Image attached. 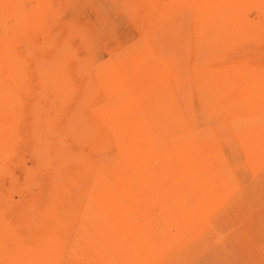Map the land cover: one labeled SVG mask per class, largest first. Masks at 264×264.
<instances>
[{
	"label": "rangeland",
	"instance_id": "374dc122",
	"mask_svg": "<svg viewBox=\"0 0 264 264\" xmlns=\"http://www.w3.org/2000/svg\"><path fill=\"white\" fill-rule=\"evenodd\" d=\"M0 264H264V0H0Z\"/></svg>",
	"mask_w": 264,
	"mask_h": 264
},
{
	"label": "bare ground",
	"instance_id": "6f19581e",
	"mask_svg": "<svg viewBox=\"0 0 264 264\" xmlns=\"http://www.w3.org/2000/svg\"><path fill=\"white\" fill-rule=\"evenodd\" d=\"M99 85V84H98ZM128 169V168H127ZM194 207V206H193ZM197 212V211H196Z\"/></svg>",
	"mask_w": 264,
	"mask_h": 264
}]
</instances>
